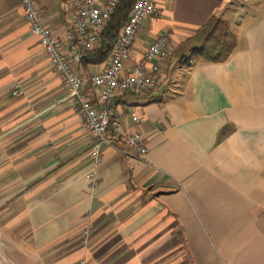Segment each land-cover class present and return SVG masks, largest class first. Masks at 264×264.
Here are the masks:
<instances>
[{
  "label": "crops",
  "instance_id": "obj_1",
  "mask_svg": "<svg viewBox=\"0 0 264 264\" xmlns=\"http://www.w3.org/2000/svg\"><path fill=\"white\" fill-rule=\"evenodd\" d=\"M38 2L70 55L74 9ZM212 14L236 34L230 56L173 57ZM160 34L170 49L149 62L156 88L92 94L111 128L141 131L149 145L137 158L103 144L94 182L76 102L21 1L0 0L1 263L264 264V0H158L128 67ZM104 64L80 69L89 78Z\"/></svg>",
  "mask_w": 264,
  "mask_h": 264
},
{
  "label": "built area",
  "instance_id": "obj_2",
  "mask_svg": "<svg viewBox=\"0 0 264 264\" xmlns=\"http://www.w3.org/2000/svg\"><path fill=\"white\" fill-rule=\"evenodd\" d=\"M20 1L25 19L39 38L53 68L61 75L69 96L78 106L85 127L93 136L91 155L95 160V168L91 177L94 182L97 166L102 159L103 144L119 147L131 156L143 158L149 150L145 134L138 130L121 128L119 125L116 130L111 128L108 110L96 106L92 94L95 93L101 100H108L120 90H147L160 84L159 66L149 62L168 52L169 34L157 36L145 49L142 59L130 67L127 65L142 20L157 12L158 0H135L128 19L122 24L111 56L89 78H86L80 69L82 53L99 43L101 30L119 0H66L67 5L75 11L73 22L67 30V37L72 46L70 55L65 52L53 29L46 23L38 0ZM88 82L92 93L87 90ZM129 113L134 121L141 120L135 106L131 107ZM77 264H85V260L81 259Z\"/></svg>",
  "mask_w": 264,
  "mask_h": 264
},
{
  "label": "trees",
  "instance_id": "obj_3",
  "mask_svg": "<svg viewBox=\"0 0 264 264\" xmlns=\"http://www.w3.org/2000/svg\"><path fill=\"white\" fill-rule=\"evenodd\" d=\"M135 0H119L114 11L101 30L99 43L82 53L81 65L104 64L111 56L122 24L128 19ZM235 32L217 14H212L195 34L178 44L172 56L180 61H188L191 54L197 53L205 61L226 60L236 47ZM93 73V72H92ZM92 73H88L89 77ZM149 90V89H147Z\"/></svg>",
  "mask_w": 264,
  "mask_h": 264
},
{
  "label": "rangeland",
  "instance_id": "obj_4",
  "mask_svg": "<svg viewBox=\"0 0 264 264\" xmlns=\"http://www.w3.org/2000/svg\"><path fill=\"white\" fill-rule=\"evenodd\" d=\"M0 264H4L3 261H2V263L0 262Z\"/></svg>",
  "mask_w": 264,
  "mask_h": 264
}]
</instances>
